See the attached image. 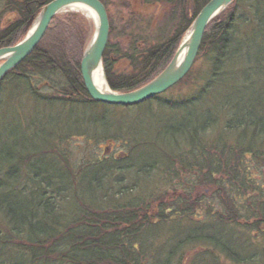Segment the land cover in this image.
I'll return each mask as SVG.
<instances>
[{"label": "trees", "instance_id": "obj_1", "mask_svg": "<svg viewBox=\"0 0 264 264\" xmlns=\"http://www.w3.org/2000/svg\"><path fill=\"white\" fill-rule=\"evenodd\" d=\"M210 1L134 0V10L158 6L179 27L155 43L109 41L110 87L130 92L161 74ZM8 10L18 18L0 30V48L17 44L32 15L16 2ZM71 19L84 18L56 16L0 86V117L11 110L23 129L27 99L29 134L44 141L17 145L15 156L0 144V264H264V105L253 85L264 75V0H234L209 24L192 95L135 106L88 94L81 61L94 29L75 30V52L64 33Z\"/></svg>", "mask_w": 264, "mask_h": 264}, {"label": "water", "instance_id": "obj_2", "mask_svg": "<svg viewBox=\"0 0 264 264\" xmlns=\"http://www.w3.org/2000/svg\"><path fill=\"white\" fill-rule=\"evenodd\" d=\"M233 2L234 0H211L192 23L170 64L151 82L130 92H116L108 85L109 90L103 92L95 86L93 74L101 67L105 75L103 57L110 38V22L106 6L100 0H53L42 9L35 24L21 42L15 46L0 49V61H2L0 86L12 69L35 51L57 15L68 11L73 5H82L94 11L97 16V21L94 20L95 34L84 51L81 61L82 78L91 98L114 106L141 104L166 93L189 74L200 53L207 27ZM185 50L186 54L183 60H180Z\"/></svg>", "mask_w": 264, "mask_h": 264}, {"label": "rangeland", "instance_id": "obj_3", "mask_svg": "<svg viewBox=\"0 0 264 264\" xmlns=\"http://www.w3.org/2000/svg\"><path fill=\"white\" fill-rule=\"evenodd\" d=\"M108 3L109 10V22H110V29H114L113 37L109 39L110 43L115 47V49H123L127 47L128 45L132 44L134 41H137L140 39V41H144L142 39L145 38L146 41H153L154 43L157 41L164 40L167 36L172 34L174 30H177L179 25H177V21L180 20L178 17L175 19L177 21H169L168 16L163 13V11L160 12V8L158 6L149 7L146 10H134L133 5L134 0H106ZM13 2H16V0H0V30H3L7 27H9L13 22H15L18 18V15L15 13L10 12L8 9L13 4ZM15 6V5H14ZM42 12V8L37 13L35 19H37ZM69 13H78L73 10H68L65 12H62L59 14L61 17L66 16ZM167 13V12H166ZM81 16V15H80ZM82 17L84 19H71L70 27L69 29H73L71 31L66 30L65 36L67 39H70L72 43H69L72 49L77 52L78 48V41L74 39V32L76 29H94L95 33V24L91 19H89L86 16ZM168 18V19H167ZM93 24V25H92ZM57 24H55V27ZM61 28V26H59ZM68 29V28H66ZM174 29V30H173ZM250 27L246 28L245 33H250ZM29 29H25L22 36L19 38L17 44L21 42L29 33ZM94 35V34H93ZM92 35V36H93ZM252 36V35H251ZM93 37H91L92 40ZM184 38V37H183ZM182 38V39H183ZM91 40L88 42L87 46L91 42ZM86 46V48H87ZM140 48L144 49V44L141 43ZM112 59H117L115 54L112 55ZM116 67L118 69H127V64L124 61H120L117 63ZM205 61L204 59L196 62L193 68V74L191 77H189L185 82H181L178 85H176L173 89L169 90L167 93L164 94L166 99L171 98H186L189 95H192L197 88L202 84L198 81V77L203 74V72L206 69ZM264 75L260 77H255V80L253 82L254 87L257 89V94L260 96V101H262V104L264 105ZM27 100V99H26ZM24 100L28 108L25 109L26 113L28 114V119L32 116L31 113V107L33 108L34 105L30 102H27ZM252 103V93L247 92V101L246 104ZM254 104H258L257 100L255 99L253 101ZM7 104V97L4 95L2 99L0 100V110L3 111L5 105ZM65 107L61 106L56 107L53 110L50 109L55 115L58 113V111H64ZM29 109V110H28ZM28 110V111H27ZM0 111V112H1ZM25 119L22 121L23 129H19V125L17 122V119L15 118V115L11 110H6L3 115L0 117V144L4 148L5 151L12 153L14 156L17 154V151L19 153L20 147H24L31 151L32 149H36L38 146H42L44 144V141L40 138H35L34 136H30L28 127L30 125V119ZM112 121H116L115 117H111ZM140 130L141 136L145 137L147 133V127L142 126L141 128H138ZM18 130H20L19 134H17ZM30 136V137H29ZM18 148H16V146ZM109 147L108 144L104 145V148ZM23 174H25L23 172ZM261 182L264 184V170L261 177ZM23 181V180H22ZM21 181V183H22ZM19 198H21L19 196ZM15 205H21L22 202L20 200L14 201ZM174 234V229L172 230ZM193 250L191 252L188 251V256H191ZM227 264H230L227 262Z\"/></svg>", "mask_w": 264, "mask_h": 264}, {"label": "bare ground", "instance_id": "obj_4", "mask_svg": "<svg viewBox=\"0 0 264 264\" xmlns=\"http://www.w3.org/2000/svg\"><path fill=\"white\" fill-rule=\"evenodd\" d=\"M102 2V1H101ZM103 3V2H102ZM104 4V3H103ZM105 5V4H104ZM106 6V5H105ZM107 9V8H106ZM69 10H73L76 11L78 13L83 14L86 17H89L93 22L94 20L97 21V16L95 14L94 11H92L91 9L82 6V5H73ZM107 13L109 14V11L107 10ZM186 54V50L181 54L180 56V60H183L184 56ZM198 58V57H197ZM82 73V72H81ZM93 80H94V84L95 86L103 92H107L109 90V86H108V82L106 80V77L104 75V71L103 69L100 67L98 68L94 74H93ZM86 87V86H85ZM87 90V88H86ZM88 92V90H87ZM89 94V92H88ZM90 95V94H89Z\"/></svg>", "mask_w": 264, "mask_h": 264}, {"label": "flooded vegetation", "instance_id": "obj_5", "mask_svg": "<svg viewBox=\"0 0 264 264\" xmlns=\"http://www.w3.org/2000/svg\"><path fill=\"white\" fill-rule=\"evenodd\" d=\"M48 1L49 0H16L18 6L21 7L24 5L27 10L31 9L30 14L32 15L30 16V20L27 22V27L32 24V21L35 18V15L33 14L34 10L39 6L43 8Z\"/></svg>", "mask_w": 264, "mask_h": 264}]
</instances>
